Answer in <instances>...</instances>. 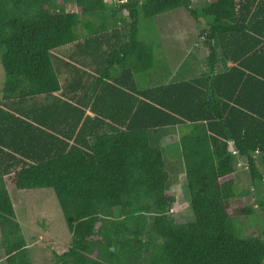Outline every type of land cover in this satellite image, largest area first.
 Instances as JSON below:
<instances>
[{"label": "trees", "instance_id": "16d2710c", "mask_svg": "<svg viewBox=\"0 0 264 264\" xmlns=\"http://www.w3.org/2000/svg\"><path fill=\"white\" fill-rule=\"evenodd\" d=\"M110 1L0 0L6 264H33L11 191L34 189L53 190L71 234L52 264H264V227L240 236L232 221L255 209L230 213L238 166L264 193V0ZM178 9L213 18L208 72L166 85L142 25ZM178 126L173 161L162 139Z\"/></svg>", "mask_w": 264, "mask_h": 264}, {"label": "rangeland", "instance_id": "374dc122", "mask_svg": "<svg viewBox=\"0 0 264 264\" xmlns=\"http://www.w3.org/2000/svg\"><path fill=\"white\" fill-rule=\"evenodd\" d=\"M194 6H196V3ZM66 10L69 12L77 11L73 2L66 4ZM200 10L201 8L198 9V13H200ZM198 17L199 20L186 9H178L158 16L156 21L151 24L154 27L150 25L151 28H147L148 23L152 22L143 21L142 31L148 41L153 42L157 47L158 58L161 62L165 50L171 48L173 52L171 60L176 61V63L189 64L190 59L188 58L192 54L193 46L200 43V34L208 28L210 23H213L212 17L202 14H199ZM166 27L170 30V33L167 32ZM172 32L176 34L173 35ZM203 54L199 53V55ZM4 81V69L0 64V98ZM178 129L181 132L183 127H178ZM164 142L165 147L168 148L166 151L167 158L175 161L180 152L178 142L176 143V140H170L169 138H166ZM171 190L176 198V202L171 209L173 217L180 224L193 220L194 216L190 209V198L184 175L178 178V184L174 185ZM236 191L237 197L232 201L231 214L235 208L243 206L255 209L254 215L232 219L237 233L240 236L259 235L264 227V213L257 208V201H264V193L261 183L256 182L254 185L251 182L250 173L243 165L238 166L236 171ZM11 194L14 199L18 221L29 242L33 264H52L55 258L54 253L63 254L71 243V234L53 190L11 191ZM0 264H6L1 236Z\"/></svg>", "mask_w": 264, "mask_h": 264}, {"label": "crops", "instance_id": "0c3cea01", "mask_svg": "<svg viewBox=\"0 0 264 264\" xmlns=\"http://www.w3.org/2000/svg\"><path fill=\"white\" fill-rule=\"evenodd\" d=\"M166 29H168L166 27ZM170 33V30L168 31ZM168 33V34H169ZM172 34H176L172 32ZM201 36V35H200ZM167 40V38H166ZM201 47H200V46ZM199 45L193 46L192 54L188 59H190L189 64H183L182 62L176 63V61L171 60L173 58V52L172 49H166L163 58H162V64L159 69V74L163 76L164 83L170 84L174 82L175 80L178 82V80L182 78H189L193 77L194 79H201L203 80V76L205 78V74L208 72V67L206 64V59L208 57V49H206L202 44L201 41ZM166 46V45H165ZM198 49V50H197ZM199 53H204L203 55H199ZM206 64V65H205ZM229 66L232 65V63H228ZM185 95L181 96V98H186ZM180 101V99H179ZM89 115H92L90 112H88ZM178 127H183V130L179 132ZM176 128H173V130L170 133L166 134V130L164 131L165 136H163L162 142L163 146L165 147V142L164 140L166 138H169L170 140H176V143L179 142L181 133L184 131V126H178ZM158 135V134H157ZM166 151H167V147ZM180 154V152H179ZM173 156V155H171Z\"/></svg>", "mask_w": 264, "mask_h": 264}, {"label": "built area", "instance_id": "2783aa9c", "mask_svg": "<svg viewBox=\"0 0 264 264\" xmlns=\"http://www.w3.org/2000/svg\"><path fill=\"white\" fill-rule=\"evenodd\" d=\"M233 154H234V155H238V152L234 150V151H233Z\"/></svg>", "mask_w": 264, "mask_h": 264}, {"label": "clouds", "instance_id": "9594fccd", "mask_svg": "<svg viewBox=\"0 0 264 264\" xmlns=\"http://www.w3.org/2000/svg\"><path fill=\"white\" fill-rule=\"evenodd\" d=\"M234 151V150H233Z\"/></svg>", "mask_w": 264, "mask_h": 264}]
</instances>
